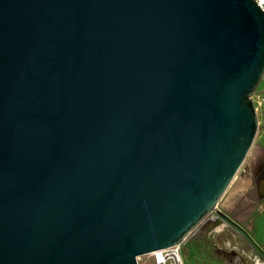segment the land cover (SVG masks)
I'll return each mask as SVG.
<instances>
[{"label":"water","instance_id":"water-1","mask_svg":"<svg viewBox=\"0 0 264 264\" xmlns=\"http://www.w3.org/2000/svg\"><path fill=\"white\" fill-rule=\"evenodd\" d=\"M263 72L253 0H0V264H138L211 214L264 258L218 208Z\"/></svg>","mask_w":264,"mask_h":264},{"label":"rangeland","instance_id":"rangeland-1","mask_svg":"<svg viewBox=\"0 0 264 264\" xmlns=\"http://www.w3.org/2000/svg\"><path fill=\"white\" fill-rule=\"evenodd\" d=\"M262 89L263 86L259 84L255 91L259 93ZM260 134L261 131L257 132L236 176L240 172L246 171L252 160L257 157L256 145ZM215 217L214 214L208 216L183 241L180 248L183 264H252L256 257L261 256L242 234L230 226L222 225L218 228H210ZM138 264H154L153 257L151 255L140 257Z\"/></svg>","mask_w":264,"mask_h":264},{"label":"crops","instance_id":"crops-1","mask_svg":"<svg viewBox=\"0 0 264 264\" xmlns=\"http://www.w3.org/2000/svg\"><path fill=\"white\" fill-rule=\"evenodd\" d=\"M258 155L226 190L219 208L264 251V130L256 145Z\"/></svg>","mask_w":264,"mask_h":264},{"label":"built area","instance_id":"built-area-1","mask_svg":"<svg viewBox=\"0 0 264 264\" xmlns=\"http://www.w3.org/2000/svg\"><path fill=\"white\" fill-rule=\"evenodd\" d=\"M260 10L264 13V0H253ZM260 85L263 89L260 93L252 97V103L257 119V132L264 130V72L261 78ZM254 98L256 99L254 101ZM181 245L161 250L151 254L154 264H183L181 255ZM252 264H264V258L258 256L253 260Z\"/></svg>","mask_w":264,"mask_h":264}]
</instances>
